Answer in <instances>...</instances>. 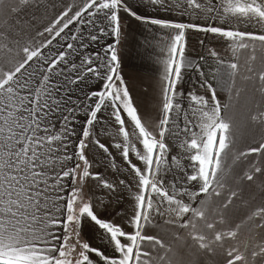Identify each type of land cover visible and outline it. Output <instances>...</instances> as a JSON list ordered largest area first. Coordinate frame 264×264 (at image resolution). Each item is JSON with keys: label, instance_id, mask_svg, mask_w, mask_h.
<instances>
[{"label": "snow or ice", "instance_id": "obj_1", "mask_svg": "<svg viewBox=\"0 0 264 264\" xmlns=\"http://www.w3.org/2000/svg\"><path fill=\"white\" fill-rule=\"evenodd\" d=\"M39 7L40 0H0V264H204L207 257L264 264V0H83L36 32L50 38L21 44L30 24L21 14ZM121 13L167 30L154 115L140 112L120 72ZM74 22L100 35L89 31L85 42L78 29L75 43L46 55ZM190 30L223 41L227 59L209 48L216 66L208 74L226 77V101L208 79L199 85L204 94L181 91L186 72L205 76V58L187 52ZM101 36H111L103 58L71 59L77 43L87 49ZM77 89L83 97L73 99ZM105 121L111 128L97 127ZM257 130L259 140L241 147ZM113 151L132 180L110 182L93 171L97 152L119 171ZM90 178L109 193L129 190L131 213H116L126 223L102 218L104 201L85 190ZM245 186L255 189L247 198ZM158 221L175 229L171 240L148 233ZM86 225L101 244L83 239Z\"/></svg>", "mask_w": 264, "mask_h": 264}, {"label": "crops", "instance_id": "obj_2", "mask_svg": "<svg viewBox=\"0 0 264 264\" xmlns=\"http://www.w3.org/2000/svg\"><path fill=\"white\" fill-rule=\"evenodd\" d=\"M83 0H40V7L27 9L26 12L21 14V19L30 21V24L26 26V30L18 38L20 43L23 44L28 40H34L42 42L45 38H50L48 34H45V37L36 36L37 31H43V28L48 25V23L59 13V11L69 3L80 4ZM54 5V6H53ZM148 12H153L152 8L147 9ZM122 17H125L124 23L126 24L125 37L122 38L121 44L119 46V54L121 57V66L120 72L125 78V82L129 87V91L133 96V100L138 106L140 112L144 115H154L156 111V106L158 103L159 96V82L162 74V65L161 60L165 56V52L162 51L165 47V37L167 35V30H161L157 26L142 25L141 22L135 20L131 17H126V14L121 13ZM160 18L167 19H177L182 22H195V17H189L187 15L180 17L175 12H164L160 11L157 13ZM34 17V19H33ZM2 23V21H0ZM78 29H83V35L85 37V42H87V36L89 31L96 35H100L95 27L89 28L87 24H78L75 23L70 25L69 29L65 30V33L61 37H58L53 41L52 45L44 49L45 54L55 53L61 49V46L66 47L67 42H73L71 40L72 35L77 34ZM188 37V54L194 58L198 59L200 56H203L205 59L201 65L205 72V76H200L197 72L188 71L184 74V79L181 86V91L188 93L199 92L204 94V89L200 88L199 85L205 80L208 79L209 82L213 83L214 87L218 89V95L222 100H227V83L226 77L223 79L217 78L216 81L211 80V76L208 74L209 68H214L216 66V61L209 57L208 49L215 48L221 53V56L227 59L228 54L224 51L223 41L218 38H213L210 34L206 35L204 33L189 31L187 33ZM203 40V46L200 44V41ZM108 42H111V36L103 37L101 36L99 42L90 43L87 49H80L79 44H76V51H73L71 59H76L78 52H83L85 54L95 55L96 52H100L101 57L103 58L104 52L103 49ZM75 43V42H73ZM243 61V57H241ZM77 63L79 61L77 60ZM223 71V70H222ZM89 84L93 88L98 87V82L95 80H90ZM90 89L85 87L84 91L87 92ZM77 96L83 97V93H80L79 90H76V95L73 96V99H76ZM107 113H104L101 119L107 117ZM77 119L79 123L76 124L77 132L81 128L83 123V114L77 112ZM59 123V122H58ZM97 127L111 128V125L105 121L104 123L98 125ZM72 139H75L73 137ZM100 139L105 143H116L117 140L112 139L111 137L101 135ZM259 140V131L250 134V136L243 142L241 147H247L248 144L254 143ZM113 155L117 157L116 163L119 171L110 167V163L104 159L99 152L96 153V159L101 161V164L96 166L93 171H99L103 176L108 179L110 182H117L120 179L132 180V176L129 172L124 171L127 168V165L119 159V152L113 151ZM249 160H253L254 157H249ZM240 168L246 167L245 164L239 165ZM171 178V176L169 177ZM245 198H247L250 192L255 191L254 188H247ZM89 195L94 196L99 200L104 201V206L100 210L102 218H112L118 222L126 223L127 216L123 218L117 216V212H123L130 214L133 208V200L131 193L128 189H125L123 186L117 187L114 193H109L108 190L98 187V182L94 179H89L87 181V188L85 189ZM239 203V202H237ZM260 198L257 196L255 201H252V206L260 204ZM159 227L148 229L149 234H156L163 236L166 240H171V233L175 229L167 228L162 221H158ZM83 239L88 241L92 246L101 244L99 238V233L90 226H85L82 232ZM204 264H213V258L207 257L202 258Z\"/></svg>", "mask_w": 264, "mask_h": 264}]
</instances>
